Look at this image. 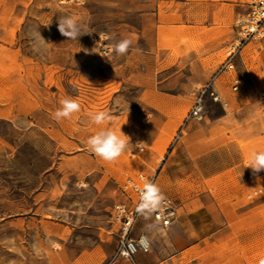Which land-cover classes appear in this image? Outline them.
<instances>
[{
  "label": "rangeland",
  "instance_id": "obj_1",
  "mask_svg": "<svg viewBox=\"0 0 264 264\" xmlns=\"http://www.w3.org/2000/svg\"><path fill=\"white\" fill-rule=\"evenodd\" d=\"M144 4L0 0V264H110L120 225L113 205L137 173L153 176L176 210L165 230L153 226L150 208L137 213L129 235L149 239L138 264L140 253L151 264H264V171L247 168L253 151H264V40L233 48L231 22L220 51L164 58L188 38L183 27H160L149 44ZM68 15L88 32L78 40L58 31ZM38 31L45 49L37 50ZM122 38L133 43L119 56L111 45ZM230 51L243 77L238 91L221 68ZM210 83L227 106L205 92L202 115H190V92ZM66 97L81 111L57 121ZM99 111L112 120L96 125L89 114ZM101 127L130 137L113 162L87 147Z\"/></svg>",
  "mask_w": 264,
  "mask_h": 264
},
{
  "label": "built area",
  "instance_id": "obj_2",
  "mask_svg": "<svg viewBox=\"0 0 264 264\" xmlns=\"http://www.w3.org/2000/svg\"><path fill=\"white\" fill-rule=\"evenodd\" d=\"M246 12L237 17L233 22L236 29L237 38L233 48L241 49L249 41L264 40V0H248L246 2ZM98 52H108L107 44L98 43L96 46ZM233 51L228 53V56L222 64L223 71H232L230 89L238 91L243 85V77L237 72L235 64L232 60ZM208 92L211 98L219 102L224 108L227 102L224 101L219 93L214 90L213 84H204L195 87L190 93L192 95L191 106L189 109L190 115L199 117L204 111L203 93ZM264 96V91L261 92ZM138 150H142V146L138 145ZM146 182L154 185L155 179L153 176H147L142 173H137L134 176H128L120 185V189L125 198L114 203L112 216L119 221V233L116 243V249L110 264L116 262L119 258L126 259L129 264H138L134 259V255L138 251H147L149 247V239L146 234L141 233L134 238L129 235V231L137 213L144 208L152 210V224L156 229L165 230L176 217V210L172 200L160 194V199L151 206H145L142 201V190Z\"/></svg>",
  "mask_w": 264,
  "mask_h": 264
},
{
  "label": "crops",
  "instance_id": "obj_3",
  "mask_svg": "<svg viewBox=\"0 0 264 264\" xmlns=\"http://www.w3.org/2000/svg\"><path fill=\"white\" fill-rule=\"evenodd\" d=\"M247 1L145 0L138 15L149 44L157 45L160 27H183L189 43H180L178 49L162 50V57L170 56L172 52L178 60L188 55L199 58L225 47L226 27L246 12ZM194 62H190L191 68ZM138 255L135 258L140 264L154 262V257L149 254Z\"/></svg>",
  "mask_w": 264,
  "mask_h": 264
},
{
  "label": "clouds",
  "instance_id": "obj_4",
  "mask_svg": "<svg viewBox=\"0 0 264 264\" xmlns=\"http://www.w3.org/2000/svg\"><path fill=\"white\" fill-rule=\"evenodd\" d=\"M58 31L67 38V40H78V38L88 32L82 30L79 22L73 16H61L58 18ZM37 50L45 49L49 42L41 36L40 32L35 33ZM132 40L122 38L115 40L111 45L116 55H126L132 47ZM81 111L80 103L73 98L66 97L60 101V107L53 113L54 119L57 121L62 119H70L74 113ZM90 119L98 126L105 125L112 120V115L109 112L99 111L89 114ZM121 134L111 127H101L94 135L88 137L86 144L96 157L106 161L113 162L121 157L131 143L130 137L125 135L121 129ZM132 144V143H131ZM140 143L136 144L139 145ZM247 168H251L253 175L264 171V151H253ZM160 199V190L158 186L146 182L142 190V201L145 206H151Z\"/></svg>",
  "mask_w": 264,
  "mask_h": 264
}]
</instances>
